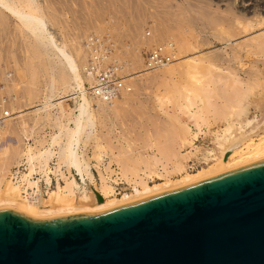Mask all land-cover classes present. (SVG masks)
Listing matches in <instances>:
<instances>
[{
	"label": "rangeland",
	"instance_id": "1",
	"mask_svg": "<svg viewBox=\"0 0 264 264\" xmlns=\"http://www.w3.org/2000/svg\"><path fill=\"white\" fill-rule=\"evenodd\" d=\"M67 1H50L51 8H47V14H51L49 16L54 21L51 23L56 31L60 27L65 30L63 34L67 36L78 64L84 61L85 66V43L88 38L96 36L107 42L104 47L110 49L112 58L118 61L122 71L125 70V75L137 71L146 73L140 77L133 75L131 80L127 78L131 92L120 97L111 111L97 115L92 136L99 140L101 151L106 154L98 163V150L93 140L83 147L84 156L89 159L92 179L85 180L83 185L79 176L72 171L80 187L89 190L99 186L101 175H108L104 167L109 162L113 171L109 175L114 197L120 198L133 184L121 177L116 159L127 156L133 160L140 157L161 160L160 154L164 148H171L170 151L176 153L177 158L165 159L167 162L162 158L154 170L163 178L176 181L182 177L180 173H194L212 163L207 151L213 147L215 137L226 125V119L221 115L226 113L228 107L237 112L229 122L239 123L255 117L261 119L264 107H255V102L264 98V0H122L123 3L118 0L120 7L115 0H98L99 3L94 0L98 4L86 0L87 5L80 0V6L83 2L88 8L83 5L79 8V0ZM62 2H66V6L68 4L67 8ZM10 23L4 25L6 28L0 26V121L1 126H5L4 129L0 128L3 129L0 131L1 189L4 181L11 177L10 173L16 170L26 172L24 160L20 161L19 166L16 165L23 150L37 146L40 138H47L52 132L48 120L42 122L39 118L41 114L33 113L34 106L44 100L47 70L41 66V60L36 61L38 56L28 52L27 43L18 35V29L11 28V25H15ZM243 25H249L246 32L242 30ZM177 40L190 47L182 49ZM163 43L173 44L176 57H196L200 67L197 64L199 68L191 71L185 69L184 72V68L176 67L172 73H167L165 68L144 71L145 55L157 44ZM78 47L85 52L82 53L81 49L77 56L74 49ZM26 57H31L27 58L28 63ZM136 58L141 60L139 67L132 65ZM32 61L38 62L35 63L38 68ZM27 64L29 69H25ZM32 65L34 71L30 70ZM82 73L85 76L84 70ZM85 86L88 88V81ZM184 96L194 99L191 101L195 103L189 107L188 114L181 106L187 105ZM204 98L210 101L211 108L203 103L206 101ZM69 107H74L72 101L49 107L47 113L62 119V111H68ZM2 110L8 115H4ZM217 111L218 115L214 114ZM193 114L199 119L200 131L188 119ZM31 125H38L39 129L36 127L35 133L32 131L30 134L27 129ZM26 134L30 135L25 137ZM53 162L50 164L52 170ZM163 163L164 170L161 169ZM137 168L144 169L141 164ZM132 175L128 174V178H133ZM49 177L50 185L47 187L40 174L33 175L34 180L39 178L38 186L44 198H48V189H56L57 183L60 187L65 185L58 173ZM64 177L69 179L70 176L64 172ZM139 177L144 178L150 186L159 183L153 174L147 177L139 172ZM28 193L31 190L28 189ZM79 193L76 190V197ZM3 207L7 206L0 205V208Z\"/></svg>",
	"mask_w": 264,
	"mask_h": 264
},
{
	"label": "bare ground",
	"instance_id": "2",
	"mask_svg": "<svg viewBox=\"0 0 264 264\" xmlns=\"http://www.w3.org/2000/svg\"><path fill=\"white\" fill-rule=\"evenodd\" d=\"M50 1L53 2V0H0V26L3 25L4 27L7 22H12L15 26L11 25V28L14 27L15 29H18V35L27 43L28 52L30 51L32 53L31 55L34 54L33 56L35 57L38 56L37 58L39 59L36 60V58H32L36 61L41 60V66L45 67L47 70L44 100L34 106L33 113L41 114L39 118L42 122L44 119L48 120L50 123L49 126L52 129V132L49 133L47 138L39 139L37 146L26 147V150H23L19 156V160L16 161V165L19 166L20 161L24 160V170L26 172L14 170L15 172L10 173L11 177L7 181H4L2 189L0 187V205H5L10 208L13 207V209L18 210L19 212L37 218L65 214L81 215L100 212L137 201L147 196L161 193L171 188H179L181 186L192 184L217 174L264 159V110L261 111V119L259 120L255 117L253 120L245 119L243 122L234 123L229 121L236 115L237 112H235V110L232 111L228 107L226 113L221 115L222 118L226 119V125L221 130V133H216L217 136L213 141V147L207 151L209 157L211 156L212 162L207 165V167L201 168L194 173H180L182 177L176 181H170L168 177L163 178L157 171L154 170L156 164L160 163L162 158L164 159V162H167L165 159H170V157L177 158V154L170 151L171 148L170 150H165L167 148H164V151L160 154L162 156L161 160L156 158L152 159L153 157L151 158L152 160L142 159L141 157L133 160L127 156L116 159V163L119 164L121 177L128 183L132 182L133 184L131 188L128 189V191L120 198L114 197V187L111 185V178L109 175L113 171L110 170L109 162L104 167V171L107 172L108 175L107 177L101 175V182L99 186L91 187L89 190H86L84 187H80L76 183L74 176L72 175V171L79 176L81 184L83 185L85 184V180L91 181L92 179L89 159L85 158L83 147L87 145L89 140H93L94 147L98 150V154L96 155V159L99 161L98 163L102 162V158L106 154L101 151L102 147L99 145V140L95 138V136H92V130L95 128L97 115H104L105 112L111 111L114 108V104L120 97L128 95L131 92L132 87L130 84L126 83L127 78L128 80H131L133 75L140 77L146 73H139L140 71H137L133 72V74L125 75V70L120 72L123 78L120 88L117 91L120 95H117V92H113L114 89L102 90V88L97 87L93 89L94 92L92 90H88L85 86V82H89L90 79H87L82 73L84 69V61L82 64L77 63V59L75 60L73 51L68 44L67 36L63 34L66 33L64 32L65 30L63 28L61 29V27L59 28L57 24L59 29L56 31L55 27H53V24L51 23L54 22L52 16H49L51 14H47V8H51ZM82 1H84V3L86 2V5L88 4L86 0ZM97 1H94V3H97ZM115 1L117 2L118 0ZM121 1L122 0H120V2ZM78 2L79 5L77 6H79V8H81L82 5V7H86L83 2L80 6V0ZM256 2L258 3L259 1ZM69 4H71V2ZM64 5L66 6V2ZM117 5L119 6V1L117 2ZM241 5L244 4L242 3ZM86 8H88V6ZM248 26L243 25L241 26L243 29H241L246 32ZM3 27L2 29L6 28V26L4 28ZM15 33L13 35H15ZM1 34L2 33H0V35ZM87 38L88 36L86 39ZM73 42H75V40ZM180 46H182L181 48L185 50L190 47L187 43H180ZM156 47L169 54L172 57V60L166 65L152 70L145 68L143 62L144 71L147 70L152 72L165 68L164 70L167 73H172L173 69L176 67L184 68V70L182 69V72H184L185 69H189L191 71L192 69L195 70V68L200 67L196 57H176L177 54L172 43L157 44ZM81 49L82 47L74 49L76 50V53H78L77 56L79 55ZM84 49L87 50L86 48ZM84 49H82V53L85 52ZM27 58L28 57H26V59ZM30 58L31 57L28 59ZM28 59L26 60L27 63ZM32 62L34 63V61ZM132 62L134 67H139L141 60L136 58ZM35 63L37 64L38 62ZM36 64L34 66H36ZM197 64H199V67H197ZM33 65L32 68H30L31 71H34L35 69ZM27 68L29 69L28 64L25 69ZM171 73L169 75H171ZM177 73H180V71ZM91 91L97 96L92 95ZM190 95L193 96L194 94L191 93ZM185 97L186 96H184V98ZM189 97L185 98L187 105H181L183 106L184 113H187L189 107L195 104L191 101L194 99H190ZM54 101L57 102L53 103ZM66 101H72L74 107H69V109H67L68 111L63 110L62 119L56 115H48L49 113H47V109L49 107L60 105ZM203 103H205L207 107H212L210 101L207 102L206 100L205 102L203 101ZM260 106L264 107V98L255 102V107L259 108ZM3 114L8 115V112L3 111ZM214 114L218 115V111ZM189 117V121L191 120V123H194V127L200 131L201 124L197 121L198 118L196 117V114ZM37 122L39 121L37 120ZM33 123L36 124V121ZM1 125L0 121V128L5 127H2ZM36 127L35 125H31V127L27 129L29 131L28 133L32 131L35 133V130H37ZM26 128L27 126L25 129ZM29 135L26 134L25 137ZM226 154L228 157L224 159ZM51 162H53V170L50 166ZM140 164L143 165L145 170L137 168V165ZM163 165H160L163 166L161 168L162 170L165 169V164L163 163ZM64 172H67L70 176L69 179L64 177ZM139 172H142L143 175H146L147 177L151 176V174L155 175L159 183H154L150 186L147 182H145L144 178L139 177ZM57 173L64 179L65 185L60 187L57 183L55 190L50 191L48 189V198L41 197V192L38 186L39 178L34 180L33 175L40 174L41 179H44V182L48 187L50 185L49 175H57ZM128 174L129 176L133 174V178H128ZM112 182H115V180ZM28 189L31 190V193H28ZM76 190L80 192L77 197ZM96 193L103 199L101 203L97 201ZM95 200L97 204L94 205ZM92 205H94V207H90Z\"/></svg>",
	"mask_w": 264,
	"mask_h": 264
},
{
	"label": "water",
	"instance_id": "3",
	"mask_svg": "<svg viewBox=\"0 0 264 264\" xmlns=\"http://www.w3.org/2000/svg\"><path fill=\"white\" fill-rule=\"evenodd\" d=\"M0 264H264V159L100 212L0 208Z\"/></svg>",
	"mask_w": 264,
	"mask_h": 264
},
{
	"label": "built area",
	"instance_id": "4",
	"mask_svg": "<svg viewBox=\"0 0 264 264\" xmlns=\"http://www.w3.org/2000/svg\"><path fill=\"white\" fill-rule=\"evenodd\" d=\"M106 43L96 36L88 38L85 43V47L87 48V61L83 70L85 77L90 79L88 82V90L93 91V89L100 87L102 90L114 89L113 92L116 93L123 81L120 74L122 68L118 61L112 58L110 49L104 47ZM171 60L172 57L169 54L155 47L145 55L144 67L150 70L160 68ZM92 91V95L97 96ZM117 95H120V93L117 92Z\"/></svg>",
	"mask_w": 264,
	"mask_h": 264
}]
</instances>
